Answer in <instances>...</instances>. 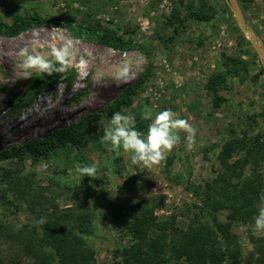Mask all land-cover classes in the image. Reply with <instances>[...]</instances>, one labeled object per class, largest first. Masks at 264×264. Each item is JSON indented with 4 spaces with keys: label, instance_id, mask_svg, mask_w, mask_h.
I'll list each match as a JSON object with an SVG mask.
<instances>
[{
    "label": "rangeland",
    "instance_id": "rangeland-1",
    "mask_svg": "<svg viewBox=\"0 0 264 264\" xmlns=\"http://www.w3.org/2000/svg\"><path fill=\"white\" fill-rule=\"evenodd\" d=\"M192 2L194 10L189 6ZM239 3L247 23L264 43V0ZM35 11L48 17L69 12L77 19L89 17L104 26L120 27L135 35L136 47L122 51L95 40L79 39L62 25L36 26L14 37L0 34V53L7 51L0 63L1 151L48 135L97 111L134 83L149 62L150 76L134 102L121 112L135 115V126L146 132L150 121L141 118L145 108H150L153 115L171 109L191 125L192 139L189 142L188 133L180 130L179 143L161 160L151 167L134 165L129 154L112 149L102 139L111 118L102 117L88 133L89 144L79 153L78 163L63 164L74 153L63 149L54 157L37 160L26 154L20 159L0 158V172L13 169L15 173L12 182L6 179L0 188V224L17 234L23 228L34 235L51 226L64 240L68 263L113 264L119 249L130 250V245H135L134 236H124L120 230L123 218L128 219L129 212L143 202L149 206L157 202L154 215L161 226L162 242L181 240L182 232L193 226L209 236L204 255L198 257L206 264H221L216 254L226 245L230 247L229 256L222 264H246L256 247L249 232L264 236V231H253L252 225L229 219V209L219 203L216 188L229 177L222 173L218 155L233 127L239 125L238 113L249 116L250 128L264 136V65L249 36L239 28L231 4L227 0H0V18L5 21ZM191 11L207 12L209 17L196 19L195 14V19L189 18ZM174 26L178 28L173 30ZM68 41L74 55L64 74L33 69L30 76L24 75L20 49L45 54L50 47L59 48ZM227 55L241 59L248 72L229 81L220 91L224 101L220 108H214L212 93L205 84ZM125 67L127 73L118 76L117 70ZM67 77H72L69 84ZM37 78L44 80L40 88L33 85ZM35 111L49 115V121L38 122ZM28 116L31 120L25 119ZM22 119L28 130L14 132ZM236 157L234 154L230 161ZM91 164L96 165L95 178L77 174V165ZM21 183L41 195L42 201L51 200L57 210H52V205L44 209L40 204L33 210L28 201L19 198L20 189L9 192ZM259 205L260 201L254 204L256 209ZM85 228L89 230L82 234ZM211 229L218 232L209 234ZM5 241L3 250L8 258L16 257L18 264H36L20 244ZM41 244L43 251H52L48 244ZM166 246L157 252H167ZM85 252H92V257L86 258ZM257 256L252 257L254 264ZM167 262L190 264L175 258ZM50 264L60 263L53 260Z\"/></svg>",
    "mask_w": 264,
    "mask_h": 264
},
{
    "label": "trees",
    "instance_id": "trees-1",
    "mask_svg": "<svg viewBox=\"0 0 264 264\" xmlns=\"http://www.w3.org/2000/svg\"><path fill=\"white\" fill-rule=\"evenodd\" d=\"M193 4L194 2L189 6L194 10ZM195 14L197 16L196 19H206L209 17L207 12L201 13L197 11H191L188 17L195 19ZM184 23L185 22H183V24ZM43 25H62L73 37L86 41L95 40L100 44L111 46L117 50L127 51L136 47L137 39L131 31L123 30L114 25L104 26L89 17L77 19L74 14H70L69 12H60L56 16L48 17L39 11H35L29 15L16 14L11 21H5L0 18V34L14 37L30 28ZM177 28L178 27L174 26L173 30ZM126 35L128 36L126 37ZM166 38H168V36L165 37V39ZM240 60L241 59L235 56L227 55L221 64V68L213 71L208 76L205 86L212 93L214 108H220L221 102L224 101V98L220 95V91L227 88L229 81L232 78L242 77L247 74L248 70ZM151 70L152 63L149 62L145 71L139 75V78L134 83L123 88L114 100L108 102L97 111L89 113L80 121L58 127L48 135L29 140L20 145L12 146L3 151L0 150V158L20 159L26 154L32 157L33 160H37L54 157L60 149H63L68 152L74 151L71 160L62 161L63 164L68 165L80 162L79 153L88 146V133L95 128L97 121L102 117L110 118L114 111H122L129 107L150 76ZM263 70L262 68V71ZM64 72L59 73L64 74ZM243 79L244 78H241V80ZM67 80L69 84L72 77H67ZM43 84L44 80L41 78L35 79L33 83L35 88H40ZM236 116L239 125L233 127L232 134L224 142L218 155L222 173L226 175V177H229V179L222 178L223 180L225 179V181L222 186L216 188V191L218 196H220L219 203L225 204L229 209V219L250 226L253 225V217L258 212L254 204L259 202L260 196L264 194V171L261 170L264 165V136L260 132L255 133L254 129L250 128L252 123L250 122L251 118L249 116L244 118L241 113L236 114ZM234 154H236L237 157L231 162V157H233ZM249 169H251V171L247 172ZM14 174L13 169L0 172V188L3 181L6 179V181L11 180ZM25 183L31 185L28 180H26ZM21 184L22 185L19 186L13 185L9 192L20 189L19 198L28 201V204H30L33 210L37 209V204H40L44 209L46 206V209H48L49 206L52 205V210H57V206L55 203H52L51 200L46 199L42 201V199H40L41 195L38 193L33 194L31 189H28V186H24L23 183ZM10 204L17 208L14 200H11ZM158 204L159 203L155 202V205L149 206L147 202H143L138 205V209L133 208V210L129 212L130 217H128V219H126V217L123 218L120 230L124 236L129 233L133 235L135 245H130V250L124 249V251H121V249H119V253L117 252V259L113 264H137L138 262H140V264H168L167 261L170 258L185 259L188 260L190 264H206V260L203 261L198 258L204 255V245L208 243L207 239L209 238V236L203 235V230H195V228L191 226L189 229L182 232L183 235L181 240L171 243H167L166 240H163V242L161 241L162 235L159 232L161 226L160 223L157 222V217L154 215V210L156 206H159ZM70 230L72 231L73 229ZM88 230L89 229L85 228L82 234ZM17 232L18 234L14 230L0 224V264L19 263L16 257L8 258L4 253L3 244L6 242L5 240L20 244V249L25 255L33 256L36 264H50L53 260L58 261L60 264H70L68 263V258L70 256L68 249L65 247L64 240L59 237L58 233H56L51 226H45L43 233L38 235L26 233L23 228H19ZM210 232L213 233L218 231L211 229L210 231L208 230L209 234ZM77 238L83 239L82 236H78ZM249 239L256 247L250 252L251 258L247 259L246 264H254L255 261L252 260V257L255 254L258 255L256 263L264 264V236H257L249 232ZM41 243L48 244L52 248V251H43L44 246H42ZM38 244L41 246L40 248H38ZM165 244H167L166 249L168 251L160 255L157 251ZM211 245H213V243H211ZM229 248L226 245L222 248V251L216 254L219 260L223 261L229 256ZM87 256L90 259L92 257V252L90 254L89 252H85V257L87 258ZM131 257L134 258L135 263L131 261ZM222 261H220L221 264ZM213 262H215V260H212V263ZM85 264L92 263L88 262Z\"/></svg>",
    "mask_w": 264,
    "mask_h": 264
},
{
    "label": "clouds",
    "instance_id": "clouds-1",
    "mask_svg": "<svg viewBox=\"0 0 264 264\" xmlns=\"http://www.w3.org/2000/svg\"><path fill=\"white\" fill-rule=\"evenodd\" d=\"M18 55L22 57L21 67L27 77L31 75L30 70L33 69L40 73L64 72L69 66L70 57L74 55V52L71 41H68L59 48L50 47L45 54H34L22 48ZM81 63L84 61L82 60ZM126 73V67L117 70L118 76ZM141 118L150 121L146 132L138 130L135 126V115L114 111L102 136L104 141L110 143L112 149H122L124 153L129 154L134 165L143 164L145 167H151L161 160L167 151L179 143L180 130L188 133L187 140L189 142L192 139L191 125L185 119L177 118L176 113L171 109L165 108L153 115L150 108H145ZM96 171L95 164L76 166V172L82 178L85 176L95 178ZM253 220V231H264V194L260 196L258 212Z\"/></svg>",
    "mask_w": 264,
    "mask_h": 264
},
{
    "label": "water",
    "instance_id": "water-1",
    "mask_svg": "<svg viewBox=\"0 0 264 264\" xmlns=\"http://www.w3.org/2000/svg\"><path fill=\"white\" fill-rule=\"evenodd\" d=\"M231 4V9L235 15L236 22L239 28L249 36L250 41L252 42L255 50L257 51L263 65H264V43L260 36L257 34V31L250 26L244 16L242 7L239 3V0H227Z\"/></svg>",
    "mask_w": 264,
    "mask_h": 264
},
{
    "label": "bare ground",
    "instance_id": "bare-ground-1",
    "mask_svg": "<svg viewBox=\"0 0 264 264\" xmlns=\"http://www.w3.org/2000/svg\"><path fill=\"white\" fill-rule=\"evenodd\" d=\"M7 56V51H5V53L4 54H1L0 53V63L2 62V60H3V58H5ZM34 114H36L37 115V118H36V120L38 121V122H48L49 121V115L47 116L46 114H43V115H39V112L38 111H35L34 112ZM53 115V114H52ZM25 119H27V120H31L30 119V117L28 116V117H26ZM23 123H24V121H23V119L20 121V128L19 129H17V130H15L14 132H25V131H27L28 130V127L27 126H23ZM23 126V127H22Z\"/></svg>",
    "mask_w": 264,
    "mask_h": 264
}]
</instances>
